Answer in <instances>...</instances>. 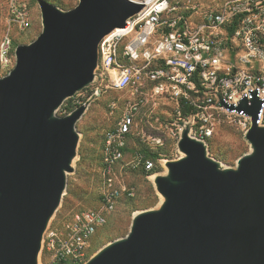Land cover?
<instances>
[{
	"label": "water",
	"instance_id": "1",
	"mask_svg": "<svg viewBox=\"0 0 264 264\" xmlns=\"http://www.w3.org/2000/svg\"><path fill=\"white\" fill-rule=\"evenodd\" d=\"M37 3L41 33L17 45L14 68L0 76V264H40L89 104L64 116L57 110L94 81L102 40L144 8L137 0H78L70 9ZM263 102L256 90L237 104L221 99L222 108L251 117V150L235 167L184 127L182 155L153 181L163 200L136 213L129 232L85 264H264Z\"/></svg>",
	"mask_w": 264,
	"mask_h": 264
},
{
	"label": "built area",
	"instance_id": "2",
	"mask_svg": "<svg viewBox=\"0 0 264 264\" xmlns=\"http://www.w3.org/2000/svg\"><path fill=\"white\" fill-rule=\"evenodd\" d=\"M137 1L144 8L102 40L94 81L57 110L64 116L86 103L89 109L109 91L128 95L117 125L104 136L100 207L79 211L63 224L51 223L42 240V264H85L94 255V237L122 195H134L118 170L142 167L148 175L155 173L157 163L142 152L125 162L136 117L151 102H172L175 120L166 127L177 142L187 127L209 149L223 119L238 121L244 134L251 126L250 116L222 108L221 99L237 104L254 90L264 99V0H223L215 6ZM8 11L9 26L0 39L1 76L16 64L13 28L22 32L32 24L26 0H9ZM186 108L191 111L184 113ZM258 123L264 126V102ZM153 143L163 145L160 138Z\"/></svg>",
	"mask_w": 264,
	"mask_h": 264
},
{
	"label": "rangeland",
	"instance_id": "3",
	"mask_svg": "<svg viewBox=\"0 0 264 264\" xmlns=\"http://www.w3.org/2000/svg\"><path fill=\"white\" fill-rule=\"evenodd\" d=\"M31 11V27L26 31L13 28V38L16 45L30 43L42 31L41 11L37 0H26ZM53 1V0H50ZM185 2L204 5H217L223 0H182ZM9 0H0V39L8 29ZM64 9L73 8L78 0H56ZM1 76V73H0ZM127 93L109 91L91 104L86 114L78 121L80 132L78 155L74 161V172L68 175L67 189L58 211L50 224H63L72 216L85 209L100 207V194L103 190L102 178V145L105 134L114 128L125 109ZM173 104L166 98L151 102L136 117L132 133L128 136V150L125 162L133 160L136 152L144 148L156 154L153 160L158 167L155 173L147 175L142 167H127L119 169L117 176L134 195L126 193L120 198L115 210L108 215L107 224L99 230L93 240L91 253H96L107 243L125 236L132 223L133 216L145 209L157 207L161 201L157 193L152 175L165 173L166 160L179 158L182 153L178 150L177 140L167 125L175 118L172 115ZM62 111V110H60ZM161 139L163 145L153 143ZM251 150L250 143L238 121L223 119L216 128L210 142L209 154L224 167L237 166L238 159ZM146 154V153H144ZM147 155V154H146ZM42 252L40 264H42Z\"/></svg>",
	"mask_w": 264,
	"mask_h": 264
},
{
	"label": "trees",
	"instance_id": "4",
	"mask_svg": "<svg viewBox=\"0 0 264 264\" xmlns=\"http://www.w3.org/2000/svg\"><path fill=\"white\" fill-rule=\"evenodd\" d=\"M51 2H53V1H51ZM53 3H55V4H57V2H53ZM57 5H59V4H57ZM60 6V5H59ZM191 111V108H186V109H184V113H189ZM102 147H103V145H102ZM128 150V148L126 149V151ZM144 153H146L147 154V157H149V158H151V159H153L154 157H156V154H154V152L152 153L151 151H150V149L149 148H144L143 150H142ZM142 171H143V173H145V174H147V172L144 170V169H142ZM148 175V174H147Z\"/></svg>",
	"mask_w": 264,
	"mask_h": 264
},
{
	"label": "bare ground",
	"instance_id": "5",
	"mask_svg": "<svg viewBox=\"0 0 264 264\" xmlns=\"http://www.w3.org/2000/svg\"><path fill=\"white\" fill-rule=\"evenodd\" d=\"M166 172H167V168H165V173H166ZM165 173H164V174H165ZM156 176H157V174L152 175V176H151V179L154 181V179H155ZM161 200H163V198H161Z\"/></svg>",
	"mask_w": 264,
	"mask_h": 264
}]
</instances>
